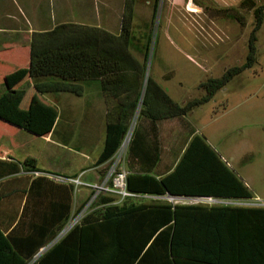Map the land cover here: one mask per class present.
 Here are the masks:
<instances>
[{"label": "trees", "instance_id": "1", "mask_svg": "<svg viewBox=\"0 0 264 264\" xmlns=\"http://www.w3.org/2000/svg\"><path fill=\"white\" fill-rule=\"evenodd\" d=\"M157 1H153L152 16ZM134 3L135 0H123L117 35L64 24L31 37L28 78L36 93H66L79 97L78 83L97 80L105 102L113 103L114 107H108L105 115V136L97 165L108 162L118 150L138 103V122L183 117L207 104L233 77L251 68L256 61L255 35L262 24L264 5L254 6L250 0H242L241 9L251 11L253 20L243 64L225 70L218 78L201 82L202 95L179 106L150 77L143 85L144 62L135 59L130 50L141 54L145 61L150 24L145 25V34H141L144 43L137 46V37L131 33ZM228 18L237 22L236 16ZM116 87L128 93L124 96L105 94L107 89ZM23 95V88L5 89L1 99L4 104H12ZM152 165L142 175L126 174L124 182L128 193L216 200L252 198L216 152L198 136L190 138L178 161L164 177L150 175ZM17 172L15 165L4 164L5 174ZM37 181L59 187L55 202L43 211L34 208L29 212L25 199L19 214L9 210L8 223L0 224V264H28L71 216L73 187L54 184L43 177ZM112 201L97 197L93 207H102L82 217L31 264H264L263 208L225 205L199 208L170 206L166 202L103 206ZM27 214L36 223H27Z\"/></svg>", "mask_w": 264, "mask_h": 264}, {"label": "crops", "instance_id": "2", "mask_svg": "<svg viewBox=\"0 0 264 264\" xmlns=\"http://www.w3.org/2000/svg\"><path fill=\"white\" fill-rule=\"evenodd\" d=\"M134 7L135 5L133 10ZM122 8L123 0H0L1 225L8 223L10 209L16 210L19 214L25 199H27L29 212L34 208L43 211L55 202L59 187L37 181L41 176H34L33 172H27L26 169L34 170L38 174H55L64 177L81 174L80 181L89 185L101 181L103 167L107 162L97 165L96 160L103 147L107 108L114 107L113 103L105 102L97 80L78 83L77 85L81 88L79 97L66 93L48 95L36 93L28 78L30 44L33 34H45L64 24L94 28L117 35ZM130 53L136 59L132 49ZM172 76L171 73L165 74L160 76V80L162 83H171ZM40 81L43 82V80ZM18 88L24 89L23 97L12 104H4L1 99L3 91ZM110 90V88L107 89L105 94L124 96L128 93V90L124 91L119 87L111 90V93ZM162 91L177 105L181 106L184 103L182 100L178 102L174 100L176 96L174 90L171 95L163 89ZM205 105L180 118L138 122L133 141L126 148L123 156V171L126 174L142 175L153 161L158 159L152 165L150 175L155 178L164 177L172 170L192 136L203 138L205 143L213 149L196 123L200 122L199 119L194 118L195 111ZM74 110L80 114L79 118H72ZM46 114H49V117L47 116L48 119L44 120ZM67 144L73 146L71 150L77 154L76 156L71 154L69 147H66ZM216 154L249 190L252 198L217 200L214 204H203L197 202L195 198L193 201L184 202L178 197L176 202L167 204L199 208L225 205L264 209L262 204L255 203L254 200L259 198L251 193L244 180L219 153ZM4 164L15 165L18 172L5 174ZM88 194L89 191L86 188H73L71 211L73 208L84 207L83 202ZM151 197L139 195L120 201L115 200L113 196H101V198L113 199L112 202L103 206L157 205L164 202L154 201ZM59 199L58 195V201ZM101 207L102 205L95 206L87 212L79 211L78 213L82 218L92 209ZM25 220L27 223H36L28 214Z\"/></svg>", "mask_w": 264, "mask_h": 264}, {"label": "rangeland", "instance_id": "3", "mask_svg": "<svg viewBox=\"0 0 264 264\" xmlns=\"http://www.w3.org/2000/svg\"><path fill=\"white\" fill-rule=\"evenodd\" d=\"M153 1L135 0L131 33L137 37V46L143 44L141 34H145V25L150 24V40L145 61L135 50L132 53L144 66L147 63V77L168 95L173 90L176 92L175 101L185 103L199 97L201 82L218 78L225 70L243 64L253 20L251 11L241 9L242 0H158L152 16ZM250 1L254 6L264 5V0ZM227 16H236L237 22ZM255 36V64L216 92L208 104L195 111L194 118L199 119L196 123L215 152L264 206V14ZM170 73L171 83H162L160 76ZM72 116L79 118L80 114L74 110ZM138 117L139 103L129 121V130L136 126ZM66 147L77 155L71 144ZM117 154L104 165L101 178L109 170H123L122 158L113 166ZM90 198L88 194L84 207L72 209L62 228L67 230L61 235V231L57 232L46 246L77 224L79 211L87 212L96 204V199L90 201ZM114 199L118 197L114 195ZM36 259L32 258L28 264Z\"/></svg>", "mask_w": 264, "mask_h": 264}, {"label": "built area", "instance_id": "4", "mask_svg": "<svg viewBox=\"0 0 264 264\" xmlns=\"http://www.w3.org/2000/svg\"><path fill=\"white\" fill-rule=\"evenodd\" d=\"M131 132H132L131 130H128V132L124 136L125 138L122 139V142L120 144V148L118 151H116L118 153L116 155L117 160H116V162H114L113 166L118 165L120 163V158H122V162H123V156H124L125 150L128 146L130 136H131ZM32 174L34 176H41V177L49 180L50 182H52L54 184L70 185L73 188H77V187L86 188L89 191V194L91 197L90 201L95 200L98 197V195H103V196L109 195V196H113V197L115 195L118 197V200H120V201L124 200L125 198L134 197V195L128 193L125 189L124 180H125L126 173L122 169H119L117 172H115L114 170H109L101 178V181L99 183L90 184V185L89 184H83L80 181L81 174H79L78 176H75V177H64V176H59V175H55V174H38L36 172H33ZM177 198L178 197H172V196H168V195L152 196L151 197V199L154 201H156V200L160 201L161 200V201H164V202L169 203V204H172V202H176ZM180 199L183 200L184 202L194 200L193 198H181V197H180ZM195 199H197L196 200L197 202H200L203 204H214L217 202V200L212 199V198H195ZM254 201H255V203H258V204L261 203L257 199H255ZM79 216H80V214H79ZM80 219H81V216L79 217V220ZM65 230H66V228L63 229L59 235L63 234L65 232ZM56 240H53L49 246H45L44 248L40 249L34 258H36V257L38 258L41 254H43L50 246H52L54 244V242Z\"/></svg>", "mask_w": 264, "mask_h": 264}, {"label": "water", "instance_id": "5", "mask_svg": "<svg viewBox=\"0 0 264 264\" xmlns=\"http://www.w3.org/2000/svg\"><path fill=\"white\" fill-rule=\"evenodd\" d=\"M146 69H147V63L145 64V69H144V74H143V85H144L145 80H146V77H147V71H146ZM128 130H129V128H128ZM128 130H127V132H128ZM62 230H61V232H62Z\"/></svg>", "mask_w": 264, "mask_h": 264}, {"label": "bare ground", "instance_id": "6", "mask_svg": "<svg viewBox=\"0 0 264 264\" xmlns=\"http://www.w3.org/2000/svg\"><path fill=\"white\" fill-rule=\"evenodd\" d=\"M66 230H67V229H66ZM66 230H65V231H66Z\"/></svg>", "mask_w": 264, "mask_h": 264}]
</instances>
